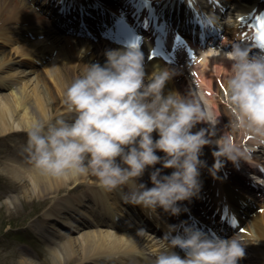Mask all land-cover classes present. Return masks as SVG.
Instances as JSON below:
<instances>
[{"label": "clouds", "instance_id": "clouds-1", "mask_svg": "<svg viewBox=\"0 0 264 264\" xmlns=\"http://www.w3.org/2000/svg\"><path fill=\"white\" fill-rule=\"evenodd\" d=\"M254 48L260 51L253 53ZM221 54L230 62L223 101L229 125L264 144V47L234 43ZM104 55L103 65L88 64L67 86L63 115L36 120L24 129L23 152L37 176L45 181L92 176L107 192L129 186L122 192L123 202L140 206L151 218L159 217L158 209L179 216V202L198 196L200 169L207 167L200 159L204 146L216 145L215 162L208 168L213 178L225 160L247 162L250 149L233 137L211 139L218 121L209 118L196 95H165L174 70L156 68L146 74L144 54L131 44ZM200 123L208 127L193 132ZM148 168H154L151 187L138 183ZM164 169L172 171L162 174ZM36 187L33 184V192ZM18 202L16 195L5 196L0 207L12 212ZM162 238L167 246L151 253V264H238L245 257L246 244L237 234L222 238L186 221L167 225Z\"/></svg>", "mask_w": 264, "mask_h": 264}, {"label": "bare ground", "instance_id": "bare-ground-1", "mask_svg": "<svg viewBox=\"0 0 264 264\" xmlns=\"http://www.w3.org/2000/svg\"><path fill=\"white\" fill-rule=\"evenodd\" d=\"M43 1H46L44 4L46 7L47 5L52 8L56 4L62 5L59 0ZM87 1L73 0V4H80L81 9L86 4L90 7L92 2H96V0L88 3ZM173 1L160 0V5L167 4L168 8L171 9ZM225 1L226 4L230 2ZM37 2L35 0V3ZM262 3L264 4V0H262ZM262 3L261 0H236L235 3L231 4L234 8L232 12L235 13L232 21L239 24L240 30H249L248 25L240 21L245 19L248 14L255 18L258 12L256 10L259 9L258 5ZM206 6L198 2L194 6L195 12L192 14L201 18L206 11ZM177 7L175 5V8ZM48 9L50 10V8ZM35 10L31 2L27 0H0V14L5 11L1 15L5 26L0 27V42L3 41L1 43L3 45L16 43L15 54L23 60L22 64H28L33 69L36 68L38 61H49L46 67L54 87L53 85H45L46 80L42 78L44 71L43 73L41 71L38 75L39 81L44 82L43 88L33 87L30 82L26 81L25 76L10 72L6 73L5 68L8 63L14 62L13 54L6 52L5 57L9 55L11 57L8 61L5 60L0 64V134L22 131L36 120L53 118L51 116H57V114L63 115L65 113L64 93L72 80L81 75L88 64L99 62L103 65L106 60L104 55L106 50L124 49L112 48V45L103 41L95 43L86 39V37L67 36L62 33L56 35L57 29L51 28L47 11H41L40 14ZM240 14L241 16L237 19ZM179 17L181 20L187 21V16L184 13H180ZM165 18L167 19V15H165ZM107 19H104L106 24L114 21L112 18ZM6 23L8 24L6 25ZM181 26L180 29H183ZM217 27L219 26L217 25ZM22 29L34 30L33 32L40 39L32 42L23 36L26 31L23 30V32ZM116 30L118 29L114 26L106 28V31L110 33ZM225 32L227 37L231 36L229 38L230 42H236L233 38L234 29L232 26H227ZM52 38H54L53 41ZM144 39L146 43L149 42L147 37H144ZM225 40L227 41L228 38ZM125 41L127 45L132 44L127 39ZM162 42L151 43L144 48L145 50L141 49L145 54L147 53V57L144 58L151 60L145 67L146 74H151L156 68L174 70L175 74L165 85V95L169 91H177L182 95L190 91L198 97L203 107L202 100L205 98L206 105L204 108L208 115H211L212 118L210 119L218 121L215 125L216 135L211 139L216 140L223 136H231L236 144L250 149L247 162L241 160L238 165H234L231 161L225 160L223 167L217 173V178H213L208 168L215 162L212 152L216 149V145L204 146L200 159L206 162L207 167L200 169L199 180L202 186L199 193L205 196L209 203H215L219 209L225 210L231 206L234 208L235 205L237 206L238 210L235 211L231 220H234L236 224L239 220L238 228L241 226V231L237 234L246 244L245 257L240 259L238 264L243 262H245L244 264L248 262V264H264V198L260 193H253L258 185L254 184L253 186L251 183L253 179L251 175L257 177L260 174L258 164H262L264 161V144L257 143L242 132L234 131L229 125L230 114L223 102L225 89L220 90V88L226 82L230 62L223 58L222 52H210V54L202 55L205 56L204 60L200 63L197 60L195 67L189 70L178 68L173 64L168 65L163 62L160 55L151 56L153 51L166 54L167 48H171L165 41ZM133 43H136V41ZM194 56L198 57V54ZM190 71L194 72L195 82L188 77ZM216 76L218 77L217 84L214 83V77ZM219 80H221V84H219ZM195 83H199L200 90L205 92L202 99H200L202 96L196 91L195 87L197 86H195ZM7 84L16 87V98L2 93L8 86ZM207 127V123H200L192 131L195 132L200 128ZM153 135L154 138H158L157 134L154 133ZM157 154L163 155L162 152H157ZM16 158L19 163H9L7 169L17 179L25 181L24 183L28 181L31 186L30 190L35 196H44L49 193L59 194L64 189L74 192L83 189V193L80 192L82 194L77 193L73 196L58 197L44 213L46 222H60L61 225L69 229L75 226L76 229L72 231L79 233L75 239L64 236L63 231L52 230L46 224L34 227L36 233L46 238L53 260L59 264H71L70 262L77 260L80 253L83 261L78 264H151V253L167 246V241L162 238L165 231H167V225H179L181 222L180 217L189 221L190 217L193 218L190 214H197L187 213L188 209L184 203L185 201H183L179 202L182 208L179 216H169L163 210L158 209L159 217L152 216L150 218L151 214H146L140 206L125 204L121 199L122 192H127L129 186L118 187L111 192H107L98 187L95 177L92 176L45 181L35 174L23 150H20ZM159 167H162V165ZM171 171L172 169H164L162 174H170ZM259 180L264 183V178ZM139 182L151 187L150 172L144 174ZM33 184L37 186L35 192H33ZM259 191L261 190L259 189ZM205 207L207 206L203 204L202 209ZM130 209H133L132 212L129 211ZM131 213L132 218L130 219ZM139 229H143V232L138 233ZM76 244H79V249H76ZM176 249L175 251L178 252ZM178 253L182 255L180 252Z\"/></svg>", "mask_w": 264, "mask_h": 264}, {"label": "rangeland", "instance_id": "rangeland-1", "mask_svg": "<svg viewBox=\"0 0 264 264\" xmlns=\"http://www.w3.org/2000/svg\"><path fill=\"white\" fill-rule=\"evenodd\" d=\"M4 12L5 11H3L0 16L3 15ZM3 22L4 19L1 16L0 27L5 26ZM7 24L8 23H6V25ZM23 30L26 31L23 36L28 38L32 42L36 39H40V37H38L37 34L33 32L34 30L22 29V31ZM12 35H14V33H12ZM53 40L54 38H52V41ZM1 43H3V41L0 42V64L5 60L8 61L10 59V55L6 56L8 58L5 57L6 52L13 54L12 56L14 57L13 63L10 64L7 62L8 66L5 68L6 73L10 72L15 73V75L25 76L26 81L30 82L33 87L43 88L44 82L39 81L38 75L41 71L42 73L44 71V75H42V78L46 80L45 85H53L51 81L52 79L48 75V70L46 67V65L48 64L47 62L49 61L41 62L37 64L36 68L33 69V67L28 64H22L23 60L18 57L17 54H15V46L17 45L16 43H7L4 45ZM217 78V76L214 77L215 84L218 83ZM220 82L221 80H219V84H221ZM7 85L8 86L2 93L10 95L12 96V98H16V87L10 86L9 84ZM196 91L202 96L200 98L202 99L204 91H201L200 89H196ZM202 102L205 107V98H203ZM209 110L211 111L212 109ZM54 112L56 113V111ZM59 116L61 115L57 114V116L52 115L51 117L56 118ZM209 116V118H212L211 115ZM26 142L27 134L25 130H18L7 133L5 132L3 134H0V200H3L5 196L9 195H16L19 197V202L15 206V211L9 212L5 207H0V264H59L57 262H54L46 238L36 233L37 231H35L34 227L46 224L50 226L52 230L63 231L64 236L70 239H75V237L79 235L78 232L72 231L73 229H76L75 226H72L69 229L61 225L60 222H46L44 213L58 197H62L65 195L73 196L77 193L82 192L83 189H78V191L76 190L75 192L69 191V189H64L59 194L49 193L48 195L45 194L44 196L33 195L32 191L30 190L31 186L29 185V182L27 181V183H24L25 181L17 179V177H15L14 174L9 172V170L7 169L8 165H10L9 163H19L16 155L20 153V150H23L22 148H24ZM159 166L161 165H156V167ZM153 170L154 168H148L145 170L144 174H147L148 172H151ZM199 196L200 195L198 194V196L192 197L191 199L195 198L196 200L197 198H199ZM132 210L130 209L129 211L132 212ZM131 218L132 213L130 214V219ZM76 245V249H79V244ZM80 251L78 252L80 253ZM78 256L79 257L77 258V260H73L70 263L78 264L79 262L83 261L81 253ZM244 263L245 262L241 264Z\"/></svg>", "mask_w": 264, "mask_h": 264}, {"label": "snow or ice", "instance_id": "snow-or-ice-1", "mask_svg": "<svg viewBox=\"0 0 264 264\" xmlns=\"http://www.w3.org/2000/svg\"><path fill=\"white\" fill-rule=\"evenodd\" d=\"M259 32H258V41H259V45L261 47H264V17H261L259 19ZM132 47H138L137 43H133L131 44Z\"/></svg>", "mask_w": 264, "mask_h": 264}]
</instances>
